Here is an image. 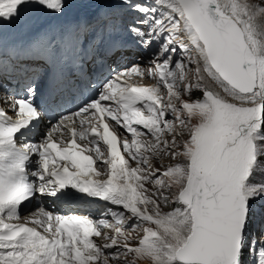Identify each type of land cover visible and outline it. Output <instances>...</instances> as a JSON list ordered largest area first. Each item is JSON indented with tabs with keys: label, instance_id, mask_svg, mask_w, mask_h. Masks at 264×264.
Listing matches in <instances>:
<instances>
[{
	"label": "snow or ice",
	"instance_id": "obj_1",
	"mask_svg": "<svg viewBox=\"0 0 264 264\" xmlns=\"http://www.w3.org/2000/svg\"><path fill=\"white\" fill-rule=\"evenodd\" d=\"M28 8L65 3L0 27ZM0 57V264H264V0H110Z\"/></svg>",
	"mask_w": 264,
	"mask_h": 264
},
{
	"label": "bare ground",
	"instance_id": "obj_2",
	"mask_svg": "<svg viewBox=\"0 0 264 264\" xmlns=\"http://www.w3.org/2000/svg\"><path fill=\"white\" fill-rule=\"evenodd\" d=\"M80 2V6H82L84 9L88 8L89 5H92V6H96V7H99V4H100V0H64V3H65V7L70 5L71 3H78ZM51 13H48V12H45L41 9H37L36 12H33V11H26V12H23L21 17H20V22H24V23H35V22H38L41 23V22H44L46 20V18L50 15ZM46 126V124L44 123L42 128H44ZM35 204V202H34ZM144 264H147V262H144Z\"/></svg>",
	"mask_w": 264,
	"mask_h": 264
},
{
	"label": "rangeland",
	"instance_id": "obj_3",
	"mask_svg": "<svg viewBox=\"0 0 264 264\" xmlns=\"http://www.w3.org/2000/svg\"><path fill=\"white\" fill-rule=\"evenodd\" d=\"M213 87H214V86H213ZM199 95H200V93L197 92V93L194 94V97H193V98H196V97H198ZM185 98H186V97H185ZM161 159L164 160V162L169 161L171 165H173V164H175V163L177 162L176 160H173L170 156H162ZM178 159H182V157H181V158H178ZM160 163H161L160 160H159V161H157V160H153V165H154V167L163 168V169L166 168V167L164 166V164H160ZM162 166H163V167H162ZM146 187H148L149 190H152V186H151V185L146 186ZM142 234H143L142 228H139V229H137L136 231L131 232V237H132L133 241H135V240H138L140 237H142ZM144 262H145V261H140V262H138V264H144Z\"/></svg>",
	"mask_w": 264,
	"mask_h": 264
}]
</instances>
